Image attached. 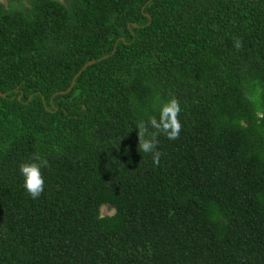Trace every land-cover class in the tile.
Listing matches in <instances>:
<instances>
[{"label":"trees","instance_id":"trees-1","mask_svg":"<svg viewBox=\"0 0 264 264\" xmlns=\"http://www.w3.org/2000/svg\"><path fill=\"white\" fill-rule=\"evenodd\" d=\"M6 1L0 264H264V0ZM172 97L154 165L135 126Z\"/></svg>","mask_w":264,"mask_h":264},{"label":"clouds","instance_id":"clouds-1","mask_svg":"<svg viewBox=\"0 0 264 264\" xmlns=\"http://www.w3.org/2000/svg\"><path fill=\"white\" fill-rule=\"evenodd\" d=\"M234 46L239 49L241 43L237 40ZM180 112L179 101L172 97L161 103L158 119L156 116H149L147 121L139 120L136 123L139 149L144 153H151L154 165L159 164L160 156L162 155L156 150L158 145L157 137L160 134H164L169 140L179 138L182 129L179 120ZM47 163L46 159L36 153L31 161L19 165V171L23 177V187L32 199L39 198L44 190V178L41 169L47 167Z\"/></svg>","mask_w":264,"mask_h":264},{"label":"water","instance_id":"water-1","mask_svg":"<svg viewBox=\"0 0 264 264\" xmlns=\"http://www.w3.org/2000/svg\"><path fill=\"white\" fill-rule=\"evenodd\" d=\"M150 1H152V0H149V2ZM133 26L134 27H137L135 24H133ZM96 63V61L95 60H91V61H89V62H87L78 72H77V74L74 76V78H73V80H72V82H71V84H70V86L68 87V89L66 90V91H64V92H59V94H66V93H69L71 90H72V87L74 86V84H75V80H76V78L82 73V71L86 68V67H88V66H90V65H93V64H95ZM0 96H2V97H5V94H2V93H0Z\"/></svg>","mask_w":264,"mask_h":264},{"label":"rangeland","instance_id":"rangeland-1","mask_svg":"<svg viewBox=\"0 0 264 264\" xmlns=\"http://www.w3.org/2000/svg\"><path fill=\"white\" fill-rule=\"evenodd\" d=\"M59 1L62 4H66L68 2V0H56ZM6 0H0V3H2L3 5H6ZM100 213L101 216H111L114 214V209L109 207V206H103L100 209Z\"/></svg>","mask_w":264,"mask_h":264}]
</instances>
